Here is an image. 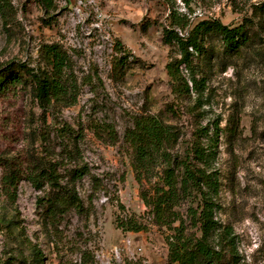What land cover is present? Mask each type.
Segmentation results:
<instances>
[{
	"label": "rangeland",
	"instance_id": "1",
	"mask_svg": "<svg viewBox=\"0 0 264 264\" xmlns=\"http://www.w3.org/2000/svg\"><path fill=\"white\" fill-rule=\"evenodd\" d=\"M4 2L0 74L8 64L50 70L45 50L57 45L68 57L63 83L74 87L76 102L42 108L22 85L0 96V158L15 167L39 165L58 180L54 190L49 184L36 190L26 178L10 189L0 166V264H39L33 248L43 264H168L167 231L153 225L140 197L142 189L149 193L160 184L159 168L139 184L125 140L144 112L180 129V152L194 131L204 130L201 143L212 154L203 164L212 180L205 191L215 220L230 232L238 264H264V0ZM174 14L189 21L185 32L176 29L185 37L201 21L234 27L251 18L261 23L263 43L231 57L219 37L205 39L207 56L190 50L197 89L190 82L191 96L181 102L166 69L178 58L164 43ZM118 49L130 54L114 72ZM181 72L188 79L186 67ZM76 166L87 174L71 181ZM59 187L75 191L83 208L53 221L45 212ZM134 221L146 228L135 233L118 226Z\"/></svg>",
	"mask_w": 264,
	"mask_h": 264
},
{
	"label": "trees",
	"instance_id": "2",
	"mask_svg": "<svg viewBox=\"0 0 264 264\" xmlns=\"http://www.w3.org/2000/svg\"><path fill=\"white\" fill-rule=\"evenodd\" d=\"M6 3L0 0V12L6 16ZM189 26L186 17H170V27L164 30V43L176 50L177 57L167 64V74L171 83L172 94L178 101H185L191 96L189 83L197 89L193 65V54L207 56L210 49L205 48V39L210 36L219 37L223 52L236 56L244 49L256 50L263 43L261 23L254 24L253 19L245 18L234 27H228L218 20L201 21L188 35L180 36L176 29L185 32ZM191 50V51H190ZM119 57L114 65V72H120L127 63L129 52L118 49ZM45 61L50 70L38 72L24 64H8L0 74V96L10 88L18 85L29 88L35 101L42 108L54 102L74 105L76 93L73 86H66L64 78L69 70L68 57L57 45H50L45 50ZM184 66L188 70V79L181 72ZM73 93V94H72ZM176 114L175 109H169ZM108 133L114 135L111 126ZM203 129L193 133V141L183 151L177 150L181 138L180 129L162 121L155 114L143 113L135 117L133 126L126 130L125 140L132 151V168L139 184L152 176L155 167L159 168L158 184L151 192L141 190L140 197L146 207L150 208L153 225L167 231L168 264H238L230 232L221 230L214 216V203L206 189L212 181L203 164L211 157L207 153L201 138ZM0 166L4 169L3 183L10 189H16L18 181L26 178L36 190L43 184L55 189L58 181L50 170L33 167H15L11 161L0 158ZM87 174L86 167L76 166L70 173L71 181H80ZM24 176V177H23ZM57 194L47 201L46 216L56 220L59 214L67 209L81 210L82 204L75 191L68 188H57ZM197 203L196 209L194 204ZM186 206L185 213L181 208ZM128 232H140L146 225L133 222L132 225L118 224ZM217 243H213V240ZM33 254L39 264H43L41 253L33 248Z\"/></svg>",
	"mask_w": 264,
	"mask_h": 264
}]
</instances>
